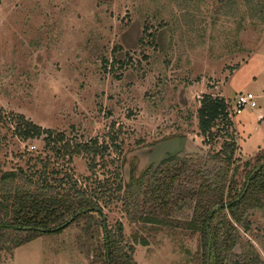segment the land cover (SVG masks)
<instances>
[{
  "label": "rangeland",
  "instance_id": "rangeland-1",
  "mask_svg": "<svg viewBox=\"0 0 264 264\" xmlns=\"http://www.w3.org/2000/svg\"><path fill=\"white\" fill-rule=\"evenodd\" d=\"M254 1L0 0V173L35 178L46 166L50 181L64 177L88 191L105 177L106 198L167 157L219 151L221 138L199 136V102L247 93L256 107L236 116L232 130L235 158L253 165L264 153V11ZM18 116L72 145H107L95 176L85 156H56L41 139L17 138ZM115 169L120 181L110 179ZM116 197L104 209L106 225H122L136 264H192L193 204L175 205L161 227L129 222ZM78 234L71 225L40 236L0 252V264H89ZM235 255H244L240 264H264L263 212L239 228Z\"/></svg>",
  "mask_w": 264,
  "mask_h": 264
},
{
  "label": "trees",
  "instance_id": "trees-1",
  "mask_svg": "<svg viewBox=\"0 0 264 264\" xmlns=\"http://www.w3.org/2000/svg\"><path fill=\"white\" fill-rule=\"evenodd\" d=\"M254 2L257 9L264 11V0ZM226 109L223 99L209 95L201 98L197 109L199 136L206 141L221 138L219 151L205 157L180 154L167 157L140 176L130 177L124 189L118 185L109 191L111 195L106 198L109 178L105 177L101 183L97 182L96 189L88 191L64 177L50 181L46 166L42 173H35V178L22 169L0 173V252L11 253L40 236L58 234L63 229L50 231L74 217L67 227L78 228L76 246L89 264H136L133 246L124 242L122 225L118 224L114 230L106 225L104 209L112 205L117 195L126 219L144 225L167 227L175 205L193 204L188 227L198 233L199 244L192 264H240L244 255H235L239 228L247 224L252 211L264 213V166L254 174L244 196L235 201L243 192L250 173L264 163V153L254 159L253 165L235 158L233 124ZM14 123L17 138L41 139L45 152L69 158L87 157L91 176L97 172L95 160L99 158L102 162L108 152L107 145L99 146L95 141L72 145L64 141L63 134L42 129L21 116L16 117ZM112 145L119 152V145ZM241 166L248 169L244 170V181L239 182ZM118 169L111 180L120 181ZM96 190L103 193L98 194ZM215 206L219 208L209 218Z\"/></svg>",
  "mask_w": 264,
  "mask_h": 264
},
{
  "label": "built area",
  "instance_id": "built-area-1",
  "mask_svg": "<svg viewBox=\"0 0 264 264\" xmlns=\"http://www.w3.org/2000/svg\"><path fill=\"white\" fill-rule=\"evenodd\" d=\"M226 105L227 116L230 121H234L235 117L240 115L245 108H255L254 96L250 93L239 94L233 100H224Z\"/></svg>",
  "mask_w": 264,
  "mask_h": 264
},
{
  "label": "water",
  "instance_id": "water-1",
  "mask_svg": "<svg viewBox=\"0 0 264 264\" xmlns=\"http://www.w3.org/2000/svg\"><path fill=\"white\" fill-rule=\"evenodd\" d=\"M263 166H264V163L261 164V165H259L258 167H256V168L250 173V175L248 176V179H247V181H246L245 188H244L243 192H242L241 195L236 199L235 202H238V201L244 196V194H245V192H246V190H247V188H248V186H249V183H250L252 177L254 176L255 173H257V171L259 170V168H261V167H263ZM218 208H219L218 206H215V207L211 210V212H210V214H209V218L211 217V215L213 214V212H215ZM84 212H85V211H84ZM78 215H79V214L75 215V217L78 216ZM73 218H74V217H73ZM73 218H71L69 221H67L65 224H63V225H62L61 227H59L58 229H54V230H52V231H50V232H54V231H57V230H62V229H64L65 227H67V226L72 222ZM206 226H208V223L206 224ZM206 229H207V228H206ZM208 250H209V244H208ZM208 256H209V255H208V253H207V259H208Z\"/></svg>",
  "mask_w": 264,
  "mask_h": 264
}]
</instances>
